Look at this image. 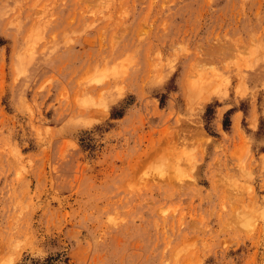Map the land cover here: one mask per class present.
I'll use <instances>...</instances> for the list:
<instances>
[{"label": "rangeland", "instance_id": "rangeland-1", "mask_svg": "<svg viewBox=\"0 0 264 264\" xmlns=\"http://www.w3.org/2000/svg\"><path fill=\"white\" fill-rule=\"evenodd\" d=\"M0 264H264V0H0Z\"/></svg>", "mask_w": 264, "mask_h": 264}, {"label": "trees", "instance_id": "trees-1", "mask_svg": "<svg viewBox=\"0 0 264 264\" xmlns=\"http://www.w3.org/2000/svg\"><path fill=\"white\" fill-rule=\"evenodd\" d=\"M223 125H224V123H223Z\"/></svg>", "mask_w": 264, "mask_h": 264}]
</instances>
